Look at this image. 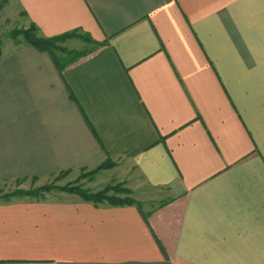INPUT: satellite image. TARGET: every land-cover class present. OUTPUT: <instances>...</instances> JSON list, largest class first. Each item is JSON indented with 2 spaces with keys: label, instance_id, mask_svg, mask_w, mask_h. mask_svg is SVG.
<instances>
[{
  "label": "crops",
  "instance_id": "0c3cea01",
  "mask_svg": "<svg viewBox=\"0 0 264 264\" xmlns=\"http://www.w3.org/2000/svg\"><path fill=\"white\" fill-rule=\"evenodd\" d=\"M7 1L2 19L93 43L62 71L3 53L0 186L110 158L102 176L168 197L0 199V264H264V0Z\"/></svg>",
  "mask_w": 264,
  "mask_h": 264
},
{
  "label": "rangeland",
  "instance_id": "374dc122",
  "mask_svg": "<svg viewBox=\"0 0 264 264\" xmlns=\"http://www.w3.org/2000/svg\"><path fill=\"white\" fill-rule=\"evenodd\" d=\"M7 3L8 1L5 0L0 10V50L2 55L6 50L17 49L24 45H27L22 35L18 34L20 33V31L29 29L31 27L30 25L21 26L20 24H18V22L2 19L1 13L2 11H4ZM75 40L83 41L78 37L67 38L62 41H58L57 46L58 48H62L67 52H76L78 51V49H82V47L80 46V43ZM55 52L58 56H63V60L69 59V56L66 54V52H62L59 49H56ZM112 162L115 164L113 167H115L117 162ZM102 171L104 170L96 171V168L89 170L69 171L59 173L45 180L28 179L7 183L0 186V199L11 196L12 200L14 198H19L17 196L19 195V192H23L26 194L35 190H40L38 195L22 196L20 198H29L32 200H54L59 197H65L67 195L78 196L76 194H70L62 191L67 187H80L82 190L93 194L102 192L106 188H113L109 189V191L107 192L109 196L132 198L138 205H140V207H142L144 210H148L157 207L162 203V201H160L161 199L168 197V193H166L161 188L152 187L151 189L148 188L145 192H135L129 187L126 181L118 180L116 178L110 179L109 177H104L101 175ZM46 186H49L51 190L42 191L41 189ZM117 189L122 190L123 192H118ZM125 190L129 191V193L124 192Z\"/></svg>",
  "mask_w": 264,
  "mask_h": 264
},
{
  "label": "trees",
  "instance_id": "16d2710c",
  "mask_svg": "<svg viewBox=\"0 0 264 264\" xmlns=\"http://www.w3.org/2000/svg\"><path fill=\"white\" fill-rule=\"evenodd\" d=\"M4 2H5V0H0V10H1V7H2ZM18 35H22L23 39L25 40V42L27 43L28 46H30V47L38 50V51L46 52V53L50 54L52 57L55 56V54H56L55 50L56 49H59L62 52H66V54L69 56V59H67V62L65 64H61L57 59H55L56 66L60 69V71H62L66 65L76 61L78 58L85 55L87 53V51H76V52L70 51V52H67L62 48H58V46H57L58 41H62V40L67 39V38L78 37L87 43H90V44L93 43V42H91V40L87 36L82 35V34H78L75 32L65 34L63 36L53 37V38L40 37L38 35V28L35 25H31V27L29 29L20 31V33ZM1 57H2V54H1V50H0V60H1ZM114 165L115 164L112 162V160L110 158H108L102 165H100L98 168H96V171L109 169V168H112ZM109 189H113V188H106L104 191L97 192L94 194L89 193L87 191H84L80 187H67V188H64L62 191L70 193V194H76L80 198L84 199L85 201L92 202L95 205L103 204V203L107 202L109 205H112V206L137 205L138 207H140V205H138L136 203V201L132 198H128V197L127 198H120V197H116V196H109L107 194ZM41 190L42 191H50L51 188L49 186H46V187H43ZM39 191L40 190H35V191H32L30 193H26V194L23 192H19L18 193L19 195H17V196L18 197L35 196V195H38ZM117 191L123 192L122 190H118V189H117ZM124 192L129 193V191H127V190H125ZM3 200H6V201L11 200V196H8V197L4 198Z\"/></svg>",
  "mask_w": 264,
  "mask_h": 264
}]
</instances>
